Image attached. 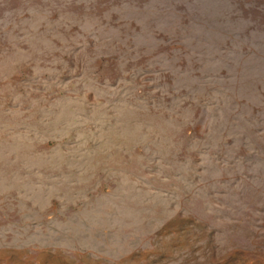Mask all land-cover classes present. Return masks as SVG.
<instances>
[{
	"label": "rangeland",
	"instance_id": "rangeland-1",
	"mask_svg": "<svg viewBox=\"0 0 264 264\" xmlns=\"http://www.w3.org/2000/svg\"><path fill=\"white\" fill-rule=\"evenodd\" d=\"M0 264H264V0H0Z\"/></svg>",
	"mask_w": 264,
	"mask_h": 264
}]
</instances>
